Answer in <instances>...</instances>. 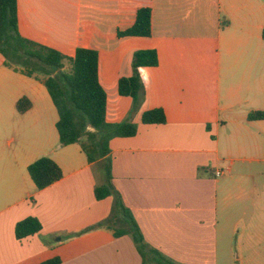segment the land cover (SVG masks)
<instances>
[{"label":"crops","instance_id":"crops-1","mask_svg":"<svg viewBox=\"0 0 264 264\" xmlns=\"http://www.w3.org/2000/svg\"><path fill=\"white\" fill-rule=\"evenodd\" d=\"M143 7L151 35L119 37ZM17 13L26 39L67 57L98 52L107 122L138 128L109 147L113 183L145 242L179 264H219V246L238 232L239 260L260 259L264 120L248 115L264 112V0H17ZM148 49L159 63L140 69L145 99L131 115L118 83L132 75L134 53ZM23 98L31 105L19 112ZM154 108L165 124L142 123ZM58 119L44 82L0 55V264H143L130 236L88 230L110 215L113 197L96 199L103 165L89 163L79 143L60 145ZM43 157L63 177L38 190L28 167ZM219 169L228 175L216 177ZM29 217L42 230L18 239L15 227Z\"/></svg>","mask_w":264,"mask_h":264},{"label":"trees","instance_id":"trees-1","mask_svg":"<svg viewBox=\"0 0 264 264\" xmlns=\"http://www.w3.org/2000/svg\"><path fill=\"white\" fill-rule=\"evenodd\" d=\"M152 33V13L147 7L139 8L133 26L119 31V37H149ZM264 39V30L262 33ZM0 55L4 65L30 78L42 80L58 112L57 131L61 146L79 143L89 163L101 162L104 178L96 185L97 200L113 197L110 215L88 230L107 228L115 237L130 236L142 257L143 264H179L164 256L145 242L142 231L132 212L123 202L113 183L110 141L116 137H133L137 124L130 119L109 123L106 120L107 95L99 83L98 52L78 48L73 57L58 50L24 38L18 28L17 0H0ZM159 63L156 50H138L132 61V75L120 78L118 91L121 96L132 99L131 115L145 99V85L140 69L155 67ZM66 64L69 70H65ZM31 103L23 98L17 102L19 112L29 109ZM248 120H264V112H251ZM143 124H165L162 108L143 112ZM28 172L38 190H42L63 177L61 168L50 158L43 157L28 167ZM40 222L29 217L15 227L18 239L39 234ZM54 258L41 264H59Z\"/></svg>","mask_w":264,"mask_h":264},{"label":"rangeland","instance_id":"rangeland-1","mask_svg":"<svg viewBox=\"0 0 264 264\" xmlns=\"http://www.w3.org/2000/svg\"><path fill=\"white\" fill-rule=\"evenodd\" d=\"M65 70H69V65L66 64ZM228 174L224 175L227 176ZM238 232H231L229 237L222 241V244L219 246V264H264V251L262 257L254 259L252 257H249L246 259V261L241 262L239 260V251L236 246V238H237ZM227 243H229L227 247ZM228 253V255H227ZM231 254V255H230ZM223 255H226V258L223 257Z\"/></svg>","mask_w":264,"mask_h":264},{"label":"built area","instance_id":"built-area-1","mask_svg":"<svg viewBox=\"0 0 264 264\" xmlns=\"http://www.w3.org/2000/svg\"><path fill=\"white\" fill-rule=\"evenodd\" d=\"M229 170L226 169V170H223V169H219V170H216L215 172V176L216 177H222L224 174H226Z\"/></svg>","mask_w":264,"mask_h":264}]
</instances>
